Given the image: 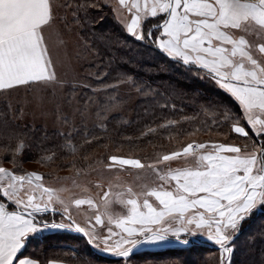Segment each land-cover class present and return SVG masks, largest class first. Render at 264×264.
Listing matches in <instances>:
<instances>
[{
	"label": "snow or ice",
	"instance_id": "obj_1",
	"mask_svg": "<svg viewBox=\"0 0 264 264\" xmlns=\"http://www.w3.org/2000/svg\"><path fill=\"white\" fill-rule=\"evenodd\" d=\"M119 4L133 13L126 30L139 40L153 36L151 30L146 35L140 31V13H145V18L160 17V22L154 25L162 29L155 37L159 49L169 57L180 58L185 65L208 69L238 102L242 109L238 119L249 125L250 130L255 129L254 135L264 136V60L254 56L253 47L244 35L233 34V30L247 31L250 27L264 30V0H131L130 5L127 0H119ZM53 12L51 0H0V90L55 80L44 36L45 29L53 22ZM256 51L264 57V43ZM233 131L244 137L249 135L239 123L233 126ZM208 147L193 141L182 151L163 155L158 162L191 156L196 158L195 169H177L159 175L155 166H150L157 171L160 181L169 185L174 182V190L163 183L143 193H132L129 189L131 198L121 201L127 205V215L117 221L120 239L111 243L114 233L108 228L109 235L100 238L104 251L127 258L139 245L165 243L169 234L186 244L188 240H180L181 233L194 237L203 234L200 230L206 228L208 238L220 246L222 253H230V230H237L247 215L264 206V145L259 151L216 144L211 145L213 152H206ZM111 160L144 167L137 159L113 156ZM42 181L41 173L17 175L0 167L3 196L22 209L9 210L11 204L0 202V264L17 261L33 264L18 253L25 246L26 237L41 230L35 213L49 211L53 203L54 189ZM38 192L40 202H37ZM108 195V192L103 194L105 198ZM149 197H154L158 206ZM85 203L93 206L90 199L75 200L77 206ZM107 204L105 199V211ZM64 211L67 213L68 208ZM69 220L70 223L43 222L42 227H74L75 231L91 235L72 221L70 215ZM95 223L103 224L100 214L95 216ZM97 239L92 236V242Z\"/></svg>",
	"mask_w": 264,
	"mask_h": 264
},
{
	"label": "trees",
	"instance_id": "obj_2",
	"mask_svg": "<svg viewBox=\"0 0 264 264\" xmlns=\"http://www.w3.org/2000/svg\"><path fill=\"white\" fill-rule=\"evenodd\" d=\"M61 1L67 7L69 22L77 23L79 34L88 45L92 59L88 68L96 74L92 81L104 82L105 86L130 81L138 92L132 115L126 121L121 114H115L105 120L104 128L79 127L71 135H60L58 131L41 126L21 124L9 112L7 103L1 102L2 152L11 151L20 142L25 156L52 153L60 159L59 164L64 165L82 163L81 157L91 151H94L91 155L104 154V158L109 147L105 145L110 143L120 148L142 145L148 151L160 154L169 153L180 139L195 135H200L203 140L245 146L255 143L259 149L264 145L263 137L254 135L249 128L247 137L233 131L235 124L245 125L238 119L242 109L208 69L195 64L185 65L180 58L169 57L159 49L155 37L159 36L160 29L154 25L160 22V17L142 20L140 31L146 35L151 30L153 36L139 40L127 33L107 2ZM6 154L13 155L12 152ZM74 154L76 156L71 158ZM15 157L20 159L21 155ZM0 202L15 205L1 192ZM58 210L36 215L35 219L40 224V219L46 220L47 215L53 220L65 218V213ZM69 235L72 246L66 247L61 243L65 237L62 233L26 237L18 256L35 258L39 264H48L51 260L68 264H223L218 244L187 233L180 234L191 238L187 247L141 249L132 251L127 258L98 249L89 236ZM229 245L232 250L228 264H264V206H258L240 222L238 229L230 235Z\"/></svg>",
	"mask_w": 264,
	"mask_h": 264
},
{
	"label": "rangeland",
	"instance_id": "obj_3",
	"mask_svg": "<svg viewBox=\"0 0 264 264\" xmlns=\"http://www.w3.org/2000/svg\"><path fill=\"white\" fill-rule=\"evenodd\" d=\"M111 5L113 0H103ZM54 12L53 22L44 31L45 41L48 48L49 57L52 61L50 71L55 73V80L48 82H34L28 85L14 86L10 89L0 90V104L6 102L9 112L14 118L23 125L31 127L41 126L48 130H55L60 135H71L79 127L90 128L97 126L104 128L106 121L112 115L121 114L125 119H130L132 115L133 105L139 97L138 92L133 88L130 81L120 82L115 85L105 86L104 82L92 81L96 79L95 71L88 68L92 63L91 53L88 45L84 43L79 34V27L76 22L71 23L67 7L63 6L61 0H51ZM118 21L126 27L128 17L124 10L119 7L114 11ZM131 21V20H129ZM127 29V28H126ZM253 133L255 130H252ZM202 137V136H201ZM264 139V136H262ZM203 138V137H202ZM191 141H188L190 140ZM186 141V142H184ZM199 142L210 145L206 150H214L211 145L231 144L245 148L242 143H229L222 141L203 140L200 135L182 138L175 142L174 148L169 153L160 154L158 151H148L144 146H136L134 148L113 147L112 143L107 144V155L93 156L91 151L87 153L82 163L59 164L60 159L54 157L52 153H41L33 156H25L24 146L19 142L11 151L2 152L0 149V167L15 171L17 175L30 172H38L43 174L42 183L49 188L54 189L53 203L49 206L51 209H60L71 216L76 223L85 228L86 232L92 236L98 237L96 242H92L98 249L104 251V245L101 242L102 237L109 235L108 228L114 233L111 236V243H115L120 239L117 234L121 233V229L117 227L118 219L127 215L126 203H121L130 197L128 190L132 193H143L151 191L153 188H159L163 183L169 190H174V182L169 185L166 181L159 180V175H165L169 171L184 168H194L196 164L195 157H184L160 162L163 155L172 152L182 151L183 147L190 142ZM242 142V141H240ZM247 150L258 151L259 146L255 143L246 146ZM199 151V150H198ZM12 152L13 155L6 154ZM16 155H21L20 159H15ZM74 154L72 157H75ZM123 159H137L144 165L143 168H136L131 165H122L119 161H112L111 157ZM2 193V190H0ZM105 192L109 195L107 198L103 196ZM3 194V193H2ZM37 202L39 200V192ZM7 198V197H6ZM76 199L92 200L93 206L89 207L87 203L81 206L75 205ZM105 199H107V211H105ZM142 203L143 196H140ZM47 198L45 197V202ZM154 206H158V202L154 197H149ZM60 201H63L61 203ZM11 206L15 210L21 208ZM47 212H37L41 215ZM52 213V212H51ZM101 215L102 225L95 223V216ZM42 216V215H41ZM46 216V215H45ZM109 216L111 220L109 221ZM39 217V216H38ZM47 219L41 220V230L28 235L35 238L49 233H62L64 241L61 243L66 246H72L71 235L81 234L72 229H56L43 228L42 223H68L65 218L60 217L58 220L51 219V215L46 216ZM49 217V219H48ZM41 218V217H40ZM37 221V220H36ZM203 234L194 237L204 240L212 244L215 241L208 238V230L201 229ZM234 231L230 230V235ZM180 240H188V243H182L176 238H170L166 242L167 246L187 247L191 243L188 236H180ZM99 244V247L97 246ZM145 245L136 247L133 251L141 250ZM228 247L231 248V245ZM157 249V248H155ZM220 259L223 264H228L230 254H223L220 249Z\"/></svg>",
	"mask_w": 264,
	"mask_h": 264
},
{
	"label": "crops",
	"instance_id": "obj_4",
	"mask_svg": "<svg viewBox=\"0 0 264 264\" xmlns=\"http://www.w3.org/2000/svg\"><path fill=\"white\" fill-rule=\"evenodd\" d=\"M141 2H142V0H141ZM127 3L130 5L131 4V0H127ZM118 7L126 12L127 17H128V19H127L128 20L127 25H128L131 22L129 20H131L133 13H130L128 11L127 7L121 6L119 4V0H113L112 3H111V8H112L113 12ZM140 15L142 17V20L146 17V14L143 13V12H141ZM127 25H126V28H127ZM159 31H160V33H159V35H160L161 32H162V29H160ZM233 34L235 36H237V37H239L240 35H244L245 38L249 41V43L253 47L254 56H256V58H258V59L264 60V57L259 56L258 52L256 51V49H258L259 44L264 43V30H257L256 27H250L247 31H243V30H233ZM157 43H158V41H157ZM224 91H226V90H224ZM228 94H230V93H228ZM241 126H244L246 128V130H247V128L250 129V126L249 125H246L245 124V125H241ZM251 130H255V129H251ZM226 145H231V144H226ZM205 151L206 152H213L214 150H205ZM250 151H255V150H250ZM193 167H194L193 169H195L196 164H194ZM9 210H11V209H9ZM15 211H17V210H15ZM171 237L172 238H175L174 236H171L169 234V239ZM163 247H166V242L165 243H162V244L145 245V247H143L142 249H153V248L155 249V248H163ZM19 257L20 258H23V259L30 260V261L33 262V264H39V262L35 258H31L29 256H19ZM14 264H18V261L17 262H14ZM48 264H68V263L67 262L65 263V262H61V261H53V260H51V261L48 262Z\"/></svg>",
	"mask_w": 264,
	"mask_h": 264
},
{
	"label": "water",
	"instance_id": "obj_5",
	"mask_svg": "<svg viewBox=\"0 0 264 264\" xmlns=\"http://www.w3.org/2000/svg\"><path fill=\"white\" fill-rule=\"evenodd\" d=\"M52 209H55V208H52ZM18 211H22V210H18ZM49 211H51V212H59L58 209L51 210V208H50ZM63 215H64V217L69 221L68 223H70L69 216H68L67 214H63ZM71 220L74 221L73 219H71ZM77 224H78V222H77ZM73 228H74V227H73ZM77 232H78V231H77ZM79 233H81V232H79ZM81 235H83L84 237L87 238V235H85L84 233H81Z\"/></svg>",
	"mask_w": 264,
	"mask_h": 264
}]
</instances>
